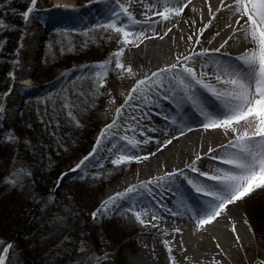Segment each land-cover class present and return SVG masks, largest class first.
I'll list each match as a JSON object with an SVG mask.
<instances>
[{
  "label": "rangeland",
  "instance_id": "1",
  "mask_svg": "<svg viewBox=\"0 0 264 264\" xmlns=\"http://www.w3.org/2000/svg\"><path fill=\"white\" fill-rule=\"evenodd\" d=\"M11 1L0 0V21L5 25L0 27V52L3 44L7 43L8 46L13 47L10 53L0 54V64L9 58L8 67L3 74V77L8 79V85L0 90V108L3 109L0 113V193L1 190H6L12 195L0 197H6V199L14 197V205L10 201L6 207L16 206L13 213L17 214L14 218L18 225L25 221L26 216L32 224L22 232L23 241L20 245L15 242L18 235L14 240L7 241L0 236V240H3L5 244H14V249L10 253V262L11 264H97L94 257H100L99 264H134V256L144 245L147 236L142 235V226L128 212L133 198L126 200L128 204L118 202V206L111 209L107 218L93 221L91 216L100 208L102 202L107 200L105 193L109 188L118 184L127 175L138 174L136 161L119 167L113 166L110 162L116 151L110 152L109 148L113 143H121L122 140L119 137L127 133L122 128L113 129L109 133L111 139L103 142L94 158L87 162L82 171H70L90 151L92 152L100 131L115 118L113 114L105 116L104 107L107 102L114 98L117 107H120L124 99L119 94L129 92L135 83L136 76L133 78L125 74L121 78V74L114 67L108 68L107 84L104 88L97 90L94 82L93 73L103 72V69L94 66L109 60L112 53L121 47L116 33L98 27L110 20V9L118 10L117 5L112 3V0H64L70 2L72 7L63 8L55 4L56 0H38L36 11L29 23L25 24L22 16L21 23L11 24L4 22L6 7L11 4ZM20 1L21 4L28 1L25 5L26 9L30 6V0ZM126 1L120 0L125 4ZM96 7L99 9L94 13ZM88 12L89 16L86 15ZM120 22L130 23L123 16L120 17ZM136 28L137 30L146 29L147 25H137ZM35 32L39 35L37 38H33ZM129 47L125 49L121 61L126 66L131 65L134 70V64L127 53ZM79 57L82 58L80 61H73V58ZM22 75L29 78L28 84L17 82ZM89 91L93 93L91 97L93 110L87 120L86 117L80 116L83 110L78 109L75 102L80 98L78 93ZM6 93L8 95H5ZM65 102H71L74 105L71 111L75 119L79 121V125L83 126L85 134L88 133V137L93 138V143L86 154L80 155L78 159L62 167L53 185L47 187L48 192L45 191L42 194L36 187L30 188L35 185L34 168L40 162L38 157L35 159L32 155L34 149H29L32 146L31 140L24 137L22 143L19 139L9 143L6 137L13 134L18 137L17 127H22L25 131L27 128L32 129L35 132V128L37 130L35 123L40 125L42 131L50 133L53 137H55V131L60 132L61 129L77 127L67 115L68 110L62 107ZM165 107L160 113L164 114L167 110H171L170 114L174 115V110L168 103ZM82 121L85 123L81 124ZM118 123L122 127L123 118ZM180 123L177 126L182 124ZM13 125H15L14 129L11 128ZM141 130L144 131L145 127L137 130V135H140ZM63 132L65 133L57 136L60 137L58 139L61 142L69 136L66 133L67 129ZM113 133L115 135H112ZM123 142L122 146H128L125 141ZM226 142L225 140L223 143ZM55 145L57 146L56 142ZM25 146H28L27 152ZM146 153L143 152L141 156H145ZM51 159L52 154L47 149L46 163H49ZM25 172H30L31 175L27 176ZM122 172L123 174L118 177ZM64 173L67 175L58 180ZM13 178L18 181L16 187L7 182ZM58 183L59 187H57ZM26 188L34 204H38L43 199L44 207L38 217H35L32 206L24 209L22 192ZM160 199L159 196L155 199L147 196L145 200L149 203L150 209L161 214L168 213L160 206ZM238 206L244 216L243 220L249 222L246 229L250 241L249 245L244 247L245 250L241 246L243 250L237 263L264 264V190L255 192ZM167 207L173 209L168 205ZM0 208L3 207L0 205ZM48 217L61 221V234L59 233V240L55 242L48 240L43 242L42 236L39 235L40 228L43 222L49 219ZM11 221L12 219L7 220L8 223ZM249 225L251 231H249ZM253 225L263 230V238L256 234ZM178 240L177 248L182 250L179 252H186L187 244L181 238ZM154 241L156 252L164 249L160 239ZM35 248H38L37 254ZM212 249L216 248L212 247ZM168 256L169 264H172L170 256L175 258L176 264H180V259L184 257L178 253ZM189 259L188 264H207V261L197 256Z\"/></svg>",
  "mask_w": 264,
  "mask_h": 264
},
{
  "label": "snow or ice",
  "instance_id": "2",
  "mask_svg": "<svg viewBox=\"0 0 264 264\" xmlns=\"http://www.w3.org/2000/svg\"><path fill=\"white\" fill-rule=\"evenodd\" d=\"M133 2H138L145 7L142 13L145 17L143 21L137 20L134 13L129 10ZM204 2L211 19L197 32L189 35L188 42L194 41L195 45H201L200 37L224 11L229 13V22H226L225 27L232 28V34L223 40L219 47L213 49L201 47L199 51L194 47L186 55L183 53L177 55L174 63L158 68L150 75L145 73L143 78L136 79L127 97L116 109L115 118L101 130L92 152L70 171L84 169L103 142L111 139L109 133L113 129L121 128V124L118 123L121 118L126 125L123 131L135 133L140 127L141 120L149 117L153 107L156 109L162 107L161 100L166 101L174 111L183 112L189 120L196 121L204 132L221 134L227 142L217 147H209L203 155L197 153L184 169L166 172L161 177L141 181L138 186L130 185L124 191L114 193L91 214L93 221L107 218L111 209L118 206L119 201L127 200L141 192L155 199L157 195L162 197L169 192L179 191V187L173 188V185L182 178L190 186V192L185 198L191 201V207L187 208V211L191 213L196 230L201 231L213 225L214 222L219 223V219L223 217L231 223V231L236 242H240L235 223L229 216L230 212H235L237 209L231 206H236L255 192L264 190V0H231L230 3L221 0L215 11L210 0H204ZM37 3L38 0H30V6L21 14L25 24L29 23L36 11ZM112 3L117 5L118 10L110 9V20L98 27L116 33L121 47L112 53L109 60L94 66L103 69V72L93 73L97 90L106 86L109 67H114L121 74V78L125 74L134 78L137 74L133 67L126 66L121 61L125 49L128 46L139 47L145 40L156 38L163 40L177 26L179 18H182L192 0H128L127 5L120 0H112ZM192 10L195 11L194 8ZM73 11L76 10L73 9ZM121 16L126 17L130 23H121ZM154 16L159 19H153ZM174 20L177 23H172ZM166 22L171 23L172 26L167 27L163 34H159L156 26ZM192 23L195 24V21ZM141 24L147 25V28L137 30L136 26ZM0 27H5L2 21H0ZM148 30H151V35L148 34ZM220 35L221 32L216 31L213 39ZM233 39L245 45L242 53L235 57L222 51ZM213 54L218 55L210 61L209 57ZM221 57H227V59H221ZM113 102H115L114 98ZM62 107L68 110L67 115L79 127V121L75 119L71 111L74 105L71 102H65ZM129 108L132 109L131 112L127 111ZM137 111L140 115L136 114ZM2 112L3 109L0 108V113ZM157 115H161L165 121L170 119L160 112H157ZM171 123L176 125L177 121L171 120ZM149 130L156 131L154 128ZM193 130L191 124L178 128V135L173 133L158 150H162L172 144L173 140ZM163 131L167 133V129ZM140 135L144 136L143 130L140 131ZM18 139L14 134L6 137L9 143ZM119 139L133 149L153 140L152 137L139 140L135 135L130 137L127 134L120 136ZM155 142L160 144L159 140ZM112 150H116V154L110 162L116 167L133 161L147 160L151 155H155L154 152L146 156L132 155L122 151V146L115 143L109 148L110 152ZM205 157L217 161L218 166L214 165L211 170H201L198 164ZM189 172L196 175L190 177ZM24 174L31 175L30 172ZM66 175L67 173L62 174L58 180ZM7 182L13 187H16L18 183L15 178ZM154 188H163L164 191L154 192ZM160 206L172 216L183 214L173 211L165 204ZM128 212L141 226L150 225L158 228L159 221L162 219L154 213L151 214L150 220L145 219L149 215L146 207L137 209L135 205H132L128 208ZM244 223L249 224L247 220H244ZM174 231L180 233L181 229L176 228ZM249 231H251L250 225ZM163 235L168 233L165 231ZM163 243L171 254L170 241L164 240ZM216 247L220 248V245L217 244ZM13 249V243L5 244L3 240H0V264H11L10 253ZM94 259L99 264L100 257H94ZM170 259L172 264H176L174 257L170 256ZM216 264L219 262L217 261Z\"/></svg>",
  "mask_w": 264,
  "mask_h": 264
},
{
  "label": "bare ground",
  "instance_id": "3",
  "mask_svg": "<svg viewBox=\"0 0 264 264\" xmlns=\"http://www.w3.org/2000/svg\"><path fill=\"white\" fill-rule=\"evenodd\" d=\"M226 2L230 3L231 0H226ZM127 3L128 0L126 1V4ZM210 3L212 4L213 10L215 11V8L220 5L221 0H210ZM55 4L62 6L63 8L72 7L70 2L64 0H56ZM193 8L195 11L192 10ZM98 9L99 7H96L94 13L98 11ZM129 10L134 13L137 20L143 21L145 19V17L142 15V13L145 11V7L142 4H136V2H133ZM201 12H203V16H201ZM153 19L159 18L153 17ZM209 19H211V17L207 12V7L205 6L204 0H192V3L189 5V7L185 9L182 18H179V22L177 23L175 20L172 22L177 23V26L174 27L172 32H170L163 40L156 38L145 40L144 43L139 47L130 46L127 49V53L131 62L134 64V72L137 74L136 79L143 78L145 73L150 75L151 72L156 71L158 68H162L166 65L174 63L177 55L181 53L186 55L191 52L194 47L197 51H199L198 49L201 47L208 49L219 47L220 43H222L223 40L227 39L228 36L232 34V28L225 27L226 22H229V13L227 11L219 14L218 19L213 21L210 28L205 31L202 37H200L201 45H195L194 41L190 43L187 40L189 35L197 32L199 28L208 23ZM184 21L188 22L185 23ZM192 21H195V24H193ZM171 26V23L166 22L165 24L157 25L156 30L159 34H163L167 27ZM218 30L221 32V35L213 39L215 32ZM148 34H152L151 30H148ZM38 36L39 35L36 34V32L33 34V38H37ZM181 37H184V39H181ZM209 41L211 42L209 43ZM244 47V44L238 42L236 39H233L229 41V45L225 49H222V51L230 53L232 57H235L242 53ZM216 55L218 54L210 55L209 60L211 61L212 59H215ZM221 59H227V57H221ZM25 76L26 75H22V77L17 82L24 85L28 84L29 78ZM128 93L129 92H125L123 94L120 93L119 95L125 99ZM160 103L162 107L160 109L153 107L149 117L147 119L141 120L140 127L137 128V130H139L141 127H145V133L153 138V140L148 143L149 145H146V148H142L144 150L135 151L141 149L139 146L134 148L135 150L129 146H122L124 143L123 141L117 144L118 146H122V151L128 152L129 154L134 153L135 155L141 156L143 152H147L146 155L154 152L155 155H151L147 160L136 162L138 174L127 175L122 178L118 184L109 188L105 193L106 199L111 197L116 192L124 191L130 185L138 186L141 181H148L153 178L161 177L166 172H171L176 169H184L185 165L190 163L197 153L203 155L207 152L209 147H217L226 140V138L221 134L215 132H204L203 129L199 128L196 121H191L185 116L186 120H182V124L179 126V128L184 127L186 124H191L194 130L191 132H186V135L180 136L179 139L173 140L172 144L162 148V150H158L161 147V144L166 139H168L169 136H171L173 133L178 135V128L175 129L170 125L167 128V133L165 134L164 138L160 141V144L154 143L156 136L159 135V130L153 126V122L159 119L157 117V112H160L162 109L166 108L165 106L167 105V102L163 100H161ZM117 108L119 107H117V104L113 102V100L108 101L104 107L105 116H109L111 114L116 115ZM127 111L131 112L132 109L129 108ZM145 111L148 110L145 109ZM7 112L11 113L10 111ZM179 112L174 111V116L177 118L184 116L183 112ZM136 114L140 115L139 111H137ZM124 127H126V125L122 124L121 128L123 129ZM153 128L156 129V131L149 130ZM136 132H128L127 134L131 136L135 135L136 139L140 138L139 140H144L141 139V136H138ZM214 165H218V162L212 161L205 157L198 164V167H200L201 170H211ZM195 175L196 174L189 172L190 177ZM176 187H179V191L169 192L162 197L160 195L157 196L161 197L160 204H165L168 206L173 204L177 210H182L188 215V217H190L191 222L187 221L188 223L182 228L180 233H174L171 230L170 224L173 223L174 220L170 214L165 216L163 213L161 214L158 211L150 209L148 206L149 203L145 200L148 196L147 194L142 193L134 197L133 201L135 202L137 209L141 207H146L148 209L149 215L145 217V219L150 220L151 214L153 213L162 217V219L159 221L158 228H153L150 225L142 226V235H146L147 238L144 240V245L140 251L134 256V264H169L168 255L170 254L163 243L164 240L170 241V246L172 248L171 254L178 253L184 255V257L180 259V264H188V261L190 262L189 258H193L195 256L207 261V264H216L217 261L219 264H238L237 259L239 258L241 251L250 241V238L247 235L246 224L243 220L244 216L240 210V207L238 206L239 204L236 206H231L236 208L237 211L229 213L231 220L235 223L237 234L240 237V242L237 243L235 236L231 231V223L226 221L223 217L219 219V223L214 222L213 225L207 226L201 231H197L195 222L191 218V213L187 211V208L191 207V201L185 197L186 194L190 192V186L187 185L185 181L183 182V179L180 178V182H177V184L173 185V188ZM153 190L154 192L164 191L163 188H154ZM181 201H183V203H181ZM119 203L127 204V201H119ZM165 231L168 233V235H163V232ZM179 238H181L182 241L187 244L188 247H186V252L180 253L182 250L177 248ZM153 239H160L161 245L164 247V249L156 252V243ZM217 244L220 245V248L216 247ZM212 247H215L216 249L214 250ZM211 259L213 261H211Z\"/></svg>",
  "mask_w": 264,
  "mask_h": 264
},
{
  "label": "trees",
  "instance_id": "4",
  "mask_svg": "<svg viewBox=\"0 0 264 264\" xmlns=\"http://www.w3.org/2000/svg\"><path fill=\"white\" fill-rule=\"evenodd\" d=\"M20 0H12L11 4L6 7V15L4 18V22L8 23H16L19 24L22 22V13L26 9V4L28 1L25 3H20ZM12 45L8 46V44H3L1 48L0 54L5 53H10L12 49ZM9 59V58H8ZM8 59L4 61V63L0 64V90L4 89L8 85V79H5L3 77L4 72L6 71L8 67ZM82 58H73V61H80ZM1 77H3L1 79ZM92 92L89 91L88 93H78L79 95V100L76 101L75 103L77 104L78 109H82L83 111L81 112V117L84 116L86 119L88 118L89 114H91L93 107L92 105ZM83 97V98H82ZM86 98V100H85ZM82 99V100H81ZM102 105V101L100 106ZM88 114V115H87ZM85 119V118H84ZM88 120V119H87ZM85 122L82 121L81 124H84ZM35 127H37V130L35 128V132L32 129H26L22 127H17L16 129V134L19 135V141L22 143V139L25 137L26 139L31 140L32 146L29 147V149H34L33 152L34 154L33 157L36 159L37 157L40 159V162L37 163V166L34 168V180H35V185L30 186L31 189L33 187H36L37 191H40L42 194L47 191L48 186H52L54 180L58 177L60 174V171L62 167L65 165L71 163L72 161L76 160L79 158L80 155L86 154L89 150L90 145L93 143V138L88 137V133L85 134L83 126L79 127H74V128H66L67 129V134H69L68 137H65V141L59 140L57 137L58 135L61 136V134H64L63 132L66 129H61L60 132L55 131V137L53 135L51 136L50 133H46L41 130L40 125L35 123ZM11 128H15V125L11 126ZM40 129V130H39ZM91 134V133H90ZM55 142L57 143V146L55 145ZM50 150V153L52 154V159L49 161V163H46L47 160H45V154L46 150ZM25 151H28V146H25ZM35 165V164H34ZM123 174L120 173L118 177H120ZM50 179V180H49ZM23 182V181H22ZM50 182V183H49ZM49 189V188H48ZM2 192L0 193V196L7 195L9 193L6 190H1ZM48 192V191H47ZM23 205L24 209H26L29 206H32L33 212L36 214L35 217L40 215V212L42 211V206L43 199L42 201H39L38 204H34L33 200L30 198V192L26 188L23 192ZM8 196V195H7ZM1 198V197H0ZM11 201V204H13L14 197L11 199H6L1 198L0 205L3 208H0V236L1 238L7 240H14L15 236L16 237V243L17 245L22 244L23 237H22V232L26 229L31 227L30 225L31 220H28V216H26L24 219L25 221L22 222L20 225H18L15 220L16 215L14 214V208L16 206H13L12 208H7L6 204ZM21 202V201H20ZM14 205V204H13ZM10 211V212H9ZM25 213V211H24ZM255 213V212H254ZM49 219H46L43 222V226L40 228V233L39 235L42 236L41 239H43V242H52L55 240H59V235L60 233V225L61 221L58 219H55L53 217H48ZM8 219H12L10 223L7 222ZM14 220V221H13ZM54 220V221H53ZM6 221V222H5ZM16 223V224H15ZM253 224V223H252ZM254 231L256 234L263 238L262 231L260 227H257L253 225ZM60 233V234H59ZM27 252H29L28 249H26ZM35 253H38V248H35ZM51 264V263H48Z\"/></svg>",
  "mask_w": 264,
  "mask_h": 264
}]
</instances>
